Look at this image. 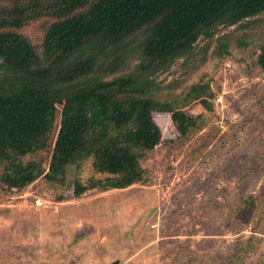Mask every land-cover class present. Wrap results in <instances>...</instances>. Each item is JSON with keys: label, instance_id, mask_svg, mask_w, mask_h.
<instances>
[{"label": "rangeland", "instance_id": "obj_1", "mask_svg": "<svg viewBox=\"0 0 264 264\" xmlns=\"http://www.w3.org/2000/svg\"><path fill=\"white\" fill-rule=\"evenodd\" d=\"M256 20L255 28L218 27L205 63L181 59L159 75L183 85L204 75L215 97L212 110L199 100L183 108L189 120L201 116L202 122L184 138L170 113L150 116L162 141L141 161L148 184L74 196L92 176L125 175L126 155L116 152L102 171L93 157L78 159L67 167L66 186L49 183L44 176L55 150L59 104L47 148L25 159L40 161L0 167V264H222L221 254L228 255L241 237L252 238L254 251L239 264L264 259V232L254 229L259 215L243 223L231 220L240 211L239 198L264 201V111L255 117L264 105V73L256 64L264 14ZM24 31L38 40L42 21ZM228 34L229 53L221 58L216 38ZM206 44L201 40L198 47Z\"/></svg>", "mask_w": 264, "mask_h": 264}, {"label": "trees", "instance_id": "obj_2", "mask_svg": "<svg viewBox=\"0 0 264 264\" xmlns=\"http://www.w3.org/2000/svg\"><path fill=\"white\" fill-rule=\"evenodd\" d=\"M262 14L264 0H0V167L40 161L25 159L47 148L61 104L44 176L49 183L66 186L67 167L78 159L93 157L102 171L116 152L126 155L125 175L92 176L74 196L87 189L148 184L141 161L162 141L150 116L170 113L184 138L202 122L201 116L189 120L183 108L199 100L212 110L215 97L204 75L189 85L164 82L159 75L181 59L205 63L218 27L255 28ZM37 21L43 34L34 41L24 29ZM205 39L207 44L198 47ZM229 39V34L216 38L221 58L229 53ZM260 48L256 64L264 73V43ZM263 111L261 104L258 120ZM256 200L239 198L232 224L257 214L254 229L264 232V201ZM251 242L239 238L228 255L221 254L222 264L243 261L254 251Z\"/></svg>", "mask_w": 264, "mask_h": 264}, {"label": "water", "instance_id": "obj_3", "mask_svg": "<svg viewBox=\"0 0 264 264\" xmlns=\"http://www.w3.org/2000/svg\"><path fill=\"white\" fill-rule=\"evenodd\" d=\"M113 264H117V262H113Z\"/></svg>", "mask_w": 264, "mask_h": 264}]
</instances>
